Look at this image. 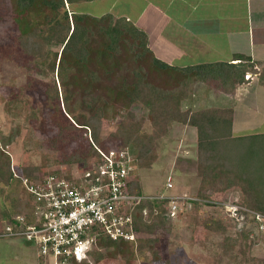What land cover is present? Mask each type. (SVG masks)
Here are the masks:
<instances>
[{
	"label": "rangeland",
	"instance_id": "obj_1",
	"mask_svg": "<svg viewBox=\"0 0 264 264\" xmlns=\"http://www.w3.org/2000/svg\"><path fill=\"white\" fill-rule=\"evenodd\" d=\"M131 2H135L133 4L135 7H130ZM8 4L11 5L10 2ZM84 4L87 10L85 12L91 14L100 15L111 12L117 19L121 17H127L126 19L129 18V20L138 19L145 33L144 25L145 28H151L149 33L153 50L149 46L148 37L147 42L153 55L155 53V56L163 61L172 60V57L176 56L167 51L154 37L166 19H162L160 24L152 22L151 18H154L155 14L150 11L149 6L145 7V0H97ZM3 7L5 9L2 8L0 12L6 14V18L0 23V148L10 155L12 171L14 168L20 175L25 168L33 166H41L43 174L51 170H56L59 175L64 176L71 171L80 174L82 168L86 169L87 161L92 159L84 157L82 160L71 163H65L64 159L77 149H80L83 156L87 155L88 144L93 145L90 139L91 130L77 124L79 128L75 131L78 135L75 144L68 146L59 142L54 147L52 146L51 141L56 131L51 124L56 123L57 115H52L54 112L47 109L48 105L46 101H42L39 92H44V84L51 85L54 81L60 84L57 71L39 75L36 67L29 72L19 66L16 61L21 57L18 55L14 57L16 61L9 60L8 54H14L17 49L16 46H12L16 35L11 34L10 36L8 33L7 27L12 25L13 21L7 14L10 11L9 6L6 4ZM109 7L112 11H106ZM131 9L138 11L132 13ZM96 39L98 41L97 37ZM140 41V38L133 40L132 53L129 52L131 50L128 49L129 44L121 41L122 50L115 53L114 57L109 55L113 58L111 61L98 55L99 68L94 59L86 68L77 69L76 76H74L76 78L71 87V93H74V96L71 95L72 98L71 96L69 98L71 111L68 109L69 103L64 104L67 102L64 95L60 94L62 113L58 115V118L62 121H65V118L70 119L73 114H81L83 117L85 113H95L99 108L105 111L99 124L100 140L99 142L95 140L100 148H112L123 142L114 134L119 130L124 116L129 111L134 114V122L144 119L139 135L146 137L153 131V119L148 106L140 102L129 103L128 91L136 70L144 75L147 82L161 89L177 87L182 81L180 79L182 75L178 71L162 67L158 69L145 47L140 48L144 57L142 55L135 57L136 51L134 50L139 49L137 45L140 46ZM94 43L97 47L98 43L96 41ZM113 63V68L108 69V64ZM92 70L98 76L97 79L91 81L93 84L89 82V73ZM207 85L202 81L190 83L188 87L191 89L189 91L191 97L183 100L182 109L233 107L232 101L239 102L243 94L247 92L246 87L249 84L241 83L237 92L231 96L228 95V98L219 96L221 90L219 91L215 86ZM115 86H117L116 89ZM29 89L36 90L37 95L35 96ZM242 115L250 117V113L246 110L244 113L239 112L236 119V131L239 130L241 121L239 117ZM48 116L54 118L52 122L48 121ZM257 142L264 149L263 140ZM257 142L254 139L253 141L248 139L234 143L239 152L231 155L240 156L235 160H241V171L243 166L246 170H252L250 173L254 172V168L259 171L258 168L264 167L259 157L255 161L249 158L253 151L252 147L256 146ZM128 147L134 149L137 155L138 149L133 143L128 144ZM153 150L157 158L152 166L139 167L137 164L133 175V179L141 182L144 193L187 194L197 200L185 203L175 217L162 213L156 206L151 207L154 211L152 216L148 215L143 221L150 227L153 225V230L141 231V236L137 241L149 240L152 250H145V253L136 251L138 242L137 244L101 242V251L95 256L94 264H264V228L260 227L259 222L250 221L249 215L244 219L240 215L231 217L233 209L231 205L236 204L235 201L237 198L239 200L240 196L229 189L209 191L210 197L207 200L210 202L207 204L200 200L204 198L198 195L201 177L197 174V147L194 130L182 123L172 122L167 133L154 141ZM44 156L48 160L46 166L43 165ZM168 176L172 177L173 182V187L169 189L166 186ZM194 202H198V205L196 206ZM27 203L28 195L23 185L14 180H11L8 186L0 183V231H4L7 223L3 221V218L11 219L15 215L16 206L28 209ZM28 210L30 212V209ZM209 217L220 219L221 224L227 227L226 231L224 233L213 232L206 228L202 221ZM224 236L237 238L236 242L229 244L228 250L222 248ZM36 260V248L30 241L22 237H0V264H35Z\"/></svg>",
	"mask_w": 264,
	"mask_h": 264
},
{
	"label": "trees",
	"instance_id": "obj_2",
	"mask_svg": "<svg viewBox=\"0 0 264 264\" xmlns=\"http://www.w3.org/2000/svg\"><path fill=\"white\" fill-rule=\"evenodd\" d=\"M96 1L0 0V11H2V8L4 10L5 7L3 6L7 4L9 6L8 10H10L7 14L11 16L13 21L12 25L7 27L8 33L10 36L11 34L16 35L13 45L8 40L9 44L17 48L16 51L14 49V54H8L9 60L16 61L17 59H14V57L18 55L21 57L16 61L19 66L24 67L29 72L36 67L39 75L57 71L60 84L55 81L51 85L43 83L45 85L44 92H39L42 101H46L48 105L47 109L54 112L52 115H57L56 123L51 124L56 131V135L51 141L52 146L54 147L59 142L68 146L75 144L78 137L75 131L79 128L77 124L90 129L93 142L96 145L98 144L97 142L100 140L98 136L99 124L102 117H104L105 111L99 108L95 113H85L83 117L81 114H73L70 119L64 117L65 121H62L58 118V115L62 113L60 97L64 95L65 101H67L64 104L68 105L69 103L68 109H72L70 108L71 101L69 98L71 95L74 96V93H71V87L74 84L73 80L76 78L74 76H76L77 69L79 67L86 68L94 59L95 64L98 65V55L109 61L113 60L112 57L115 56V53L122 50L121 41L129 44L128 49H131L129 52L132 53L133 40L140 38V46L143 47L136 44L139 49L134 50L136 51L134 56L140 57L143 52L140 48L145 47L151 54L152 61L158 69L162 67L178 71L182 75L180 78L182 81L177 87L167 90L161 89L157 85L147 82L144 75L136 70L133 75L135 76L134 80L128 91L129 103L140 102L148 106L150 116L153 119V131L146 137L139 135V129L144 119L134 122V114L129 111L124 116L119 130L114 134L123 142L112 148H126L128 144L133 143L138 149L137 164L139 167H151L157 158V154L153 150V143L159 136L167 133V129L172 122H179L194 127L196 130L197 174L201 177L198 195L208 199L210 197L209 191H227L232 189L240 196V199L238 200L237 198L235 201L236 204H242L256 213L264 215V167H262L263 169L258 168L259 171L254 168V172L250 173L252 170H246L245 166H243L241 171V160H235L239 159L240 156L233 157L231 155L239 152L234 145L236 141H247L248 139L253 141L254 139L256 142L258 140H263L264 142V132L235 135L233 129V107H209L199 110L182 109L183 100L191 97L189 92L191 89L188 87L190 83L202 81L209 86H215L221 92L231 93L238 87V84L246 81L245 75L247 73L252 72L253 76L257 75L253 73L257 70L255 68L257 65L250 58L245 59L246 61L241 63L244 58L241 55L239 63L212 62L182 67L171 65L153 55L152 50L148 47L147 34L143 29H139L129 18L121 17L117 19L111 12L100 15L85 12L87 10L84 8V3ZM9 2L11 5L8 4ZM106 11H112V8L109 7ZM5 18L6 14L4 15L0 12V23ZM94 41L98 43L97 47ZM114 63L112 65L108 64V69L113 68ZM248 67L250 69H247ZM89 75V82L98 78L93 70L90 71ZM91 84L93 83L91 82ZM116 88L117 86H115ZM29 91L35 96L37 95L36 90L29 89ZM53 119L48 116L49 122H52ZM1 138L4 139L3 137ZM88 145L86 156H83L80 149H77L65 157V163L76 162L84 159V157L89 159L98 157L96 148L91 143ZM252 149L253 151H250L249 158L255 161L259 157L261 164L264 166V149H262L260 143L257 142ZM43 165H48V160L45 156ZM35 172L42 173L41 166L25 168L22 173L25 177L33 178ZM46 173H57V171L51 170ZM11 180L22 185V180L15 177L11 169L10 155L0 148V182L8 186ZM129 185L132 193H143V186L139 180L133 179ZM24 190L26 191V189ZM26 193L30 212L26 207L16 206L14 213L32 217L31 209L35 207V203L30 197L31 193L27 191ZM194 204L197 206L198 202H194ZM145 205L146 203L144 202L140 203L133 212V226L140 232L153 230V225L150 227L143 221L148 215L151 217L154 212L151 206L149 207L147 204L148 214L144 215L142 211ZM154 206L160 209L162 213L168 214L169 212L165 201L157 200ZM247 214H245V218H248ZM10 220H12V217ZM249 220L258 221L255 216H250ZM202 223L213 232L224 233L227 229L226 226L221 224V220L215 217L206 218ZM259 224L262 223L259 222ZM236 240L237 238L224 236L222 248L228 250L229 244L236 242ZM106 241L108 244H123V242H112L108 239V236L100 238V242L105 243ZM145 250H152L151 244L149 240L145 242L140 240L136 251L145 253Z\"/></svg>",
	"mask_w": 264,
	"mask_h": 264
},
{
	"label": "built area",
	"instance_id": "obj_3",
	"mask_svg": "<svg viewBox=\"0 0 264 264\" xmlns=\"http://www.w3.org/2000/svg\"><path fill=\"white\" fill-rule=\"evenodd\" d=\"M250 74H246L249 78ZM90 139L98 157L90 158L80 174L74 171L34 173L28 178L13 168L15 177L22 180L23 188L31 193L35 203L33 216L15 214L7 221L0 237L24 238L36 248L35 264H94L101 251L100 238L108 236L112 242L136 244L140 231L133 226V212L140 203L155 207V201L168 205V215L175 217L185 203L196 198L187 194H134L130 182L137 168V155L130 147L103 149ZM167 189L173 187L168 176ZM209 203L207 199H200ZM144 206L143 214H148ZM231 217L245 214L255 216L264 228L261 213L238 204H232ZM242 211V212H240Z\"/></svg>",
	"mask_w": 264,
	"mask_h": 264
},
{
	"label": "crops",
	"instance_id": "obj_4",
	"mask_svg": "<svg viewBox=\"0 0 264 264\" xmlns=\"http://www.w3.org/2000/svg\"><path fill=\"white\" fill-rule=\"evenodd\" d=\"M133 4L135 2H131L130 7H135ZM146 6L155 14L152 22L160 24L166 19L154 37L167 51L176 55L166 61L169 64L239 63L241 55L244 57L241 63L250 58L257 65L253 72L257 75L243 83L249 84L243 98L237 103L232 101L233 129L235 135L264 132V0H145ZM132 21L143 29L138 19ZM145 27L152 49L151 28ZM237 90L238 87L232 94L221 92L219 96L228 98ZM245 110L250 117H239L240 126L236 131L238 113ZM187 127L194 130L196 140L195 128ZM9 220L3 218L4 222Z\"/></svg>",
	"mask_w": 264,
	"mask_h": 264
},
{
	"label": "clouds",
	"instance_id": "obj_5",
	"mask_svg": "<svg viewBox=\"0 0 264 264\" xmlns=\"http://www.w3.org/2000/svg\"><path fill=\"white\" fill-rule=\"evenodd\" d=\"M247 74H250L249 78L246 77L247 79H251V78L253 77L252 72H251V73L249 72V73H247Z\"/></svg>",
	"mask_w": 264,
	"mask_h": 264
}]
</instances>
